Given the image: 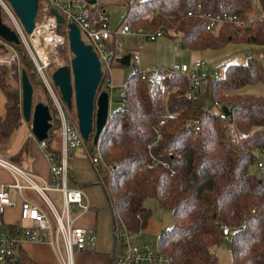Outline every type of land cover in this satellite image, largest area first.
<instances>
[{
	"label": "trees",
	"instance_id": "16d2710c",
	"mask_svg": "<svg viewBox=\"0 0 264 264\" xmlns=\"http://www.w3.org/2000/svg\"><path fill=\"white\" fill-rule=\"evenodd\" d=\"M39 1L42 13L45 0ZM253 2L264 11V0H126L123 22L134 32L162 30L193 50L221 49L231 42L264 47V19L248 18ZM204 13L234 14L243 24L225 22L208 30ZM21 43L10 45L22 54L34 90H45ZM10 71L0 64L6 96L0 142L11 136L23 116L19 90L8 82ZM105 83L104 75L100 88ZM257 83L264 85V62L252 56L245 63L229 64L219 79L210 80L192 98L187 73L162 75L155 84L137 70L126 78L125 106L112 112L98 144L93 138L86 141L93 156L101 155L95 183L107 194L115 229H145L153 216L146 202L153 198L172 213L173 223L159 235L157 249L172 264H220L215 249L226 238L234 264H264V168L254 171L255 152L264 149V95L238 92ZM193 119L200 121L199 131L191 125ZM57 128L54 119L46 139L49 150ZM225 226L230 228L228 237ZM4 228L19 231L14 225ZM12 264L36 263L19 249Z\"/></svg>",
	"mask_w": 264,
	"mask_h": 264
},
{
	"label": "built area",
	"instance_id": "2783aa9c",
	"mask_svg": "<svg viewBox=\"0 0 264 264\" xmlns=\"http://www.w3.org/2000/svg\"><path fill=\"white\" fill-rule=\"evenodd\" d=\"M40 2V1H39ZM2 13L4 12L12 22V27L21 42H25L30 51L34 62L35 70L44 85L50 99V108L53 114V120L58 123L56 132L61 137L62 145L58 154L48 149L46 140L41 141L40 145L45 150L50 164L51 180L39 179L37 176L25 172L13 161L0 154V167L9 170L14 176V184H0V213L6 208L16 206L10 188L15 187L21 193L25 188L37 190L46 200L52 218L57 224L56 232L53 230L52 219L49 214L40 206L33 203L28 198H24L21 204V227L19 231H10L0 228V264H12L21 245L25 241L44 242L53 245L61 257L63 264H73L76 252L85 250L95 241L92 231L76 224V218L84 215L91 209V203L86 191L82 187L70 185V165L69 160L73 152L78 148L86 147V141L79 128L78 119L72 117L71 109L63 100L62 95L53 80V72L58 68L54 67V61L64 50L65 41L68 39V23L76 22L81 30L82 38L85 42L94 46L103 70V76L108 83L110 90V116L112 114L111 106L115 101V96L111 95L114 88L112 84V70L119 61V53L124 50L123 45L118 40L120 34L137 33L142 38L150 41L163 36L162 30L149 31L144 28L134 32L130 25L124 23L122 28L113 29L110 24V16L106 8H98L89 4L85 0L78 2H66L62 0H45L43 12L40 13V21L37 19L35 30L27 33L24 26L9 2V0H0ZM51 8H56L64 17L65 23H58L56 17L51 14ZM203 16L208 20L207 29L215 30L225 22L243 24V20L237 15L225 13L223 15H211L204 13ZM255 17L264 19V11L258 5V11ZM254 18V17H253ZM251 18L250 20H252ZM0 42L14 50L12 59L19 56L17 50L0 37ZM131 64L150 84H155L162 75H175L178 73H187L190 75L192 90L188 97L192 98L195 92L203 88L210 80H217L222 76L218 70H212L210 66L202 61L196 62L194 66L189 64H176L171 68L158 69L144 67L141 62L139 51L133 50L130 53ZM123 55H120V57ZM0 62H2L0 60ZM6 62V61H5ZM8 61L6 63H10ZM126 80L118 87L116 99L119 104L118 109L125 106L126 98ZM221 118H226L225 113L220 114ZM52 120V122H53ZM164 121L159 123L163 125ZM191 125L200 130V121L191 120ZM159 126L155 130L159 131ZM158 141V139H156ZM155 141V142H156ZM149 144L152 148L154 143ZM256 167L264 168V149H257ZM101 155L95 153L92 156L94 164L100 162ZM156 162H158L156 160ZM164 165H168L166 162ZM150 164L149 167H153ZM106 167L111 168V165ZM174 173V171H173ZM42 182V183H41ZM54 190L62 195V209L58 210L54 202L47 195V191ZM169 229V228H168ZM121 242L123 253L117 258L116 264H172L168 254L154 250L147 242L146 238L139 233H133L126 227L115 229ZM230 228L224 227V234L228 237ZM135 235L138 239H134ZM64 249V254L62 252Z\"/></svg>",
	"mask_w": 264,
	"mask_h": 264
},
{
	"label": "crops",
	"instance_id": "0c3cea01",
	"mask_svg": "<svg viewBox=\"0 0 264 264\" xmlns=\"http://www.w3.org/2000/svg\"><path fill=\"white\" fill-rule=\"evenodd\" d=\"M62 1L78 2L80 0ZM97 4L104 6L108 13L110 7L116 6H122L125 11L126 0H97ZM257 11L258 7L254 9L252 16L250 14L248 18H252ZM121 57L119 56L118 58ZM116 66L119 67L123 65L117 63L115 64V67ZM124 74L125 72L123 69L113 68L112 84L114 88L111 91L112 96H115V90L118 91V87L126 80ZM107 87L108 83H105L102 88ZM114 102L116 101H113V103ZM5 105L6 96L0 86V119L5 117ZM61 145V137L58 132L54 131L50 147L52 150L59 151ZM0 154L13 161L25 172L37 176L39 181H41L40 179L51 180L52 175L46 152L41 147L40 141L34 136L31 129V122H27L23 116L20 120V125L14 129L11 136L6 141L0 142ZM69 165L71 173L70 185L82 187L86 191L91 203V209L84 215L78 216L76 218V224L91 230L95 236L93 244H90L85 250L75 253L73 264H116L117 258L123 253V248L117 236V232L115 231V218L109 206L107 194L101 184L95 183L99 178L97 164L93 163L91 153L87 146L78 148L73 152L69 160ZM14 182L13 174L9 170L0 167V184H14ZM25 189L28 191V195L25 194ZM25 189H23L21 193L15 187L10 188V193L16 202V206L6 208L0 213V228L5 229L4 226L6 225L21 227V204L24 198H28L50 214V208L43 196L37 190L31 188ZM48 193L59 194V192L54 190L47 191V195L49 196ZM36 196L40 200L37 199ZM162 231L163 228L161 225L157 224V222L151 218L147 227L141 231V235L147 240L148 235L156 233L159 236ZM134 239L137 240L138 236L135 235ZM225 240H227V242L230 241L228 238ZM221 246L222 245L215 249L219 258V263L234 264L231 248L229 252H227L224 249L222 250ZM20 249L24 255L28 256L29 259L36 264H63L57 249L49 243L25 241ZM62 252L64 254L63 248Z\"/></svg>",
	"mask_w": 264,
	"mask_h": 264
},
{
	"label": "water",
	"instance_id": "95a60500",
	"mask_svg": "<svg viewBox=\"0 0 264 264\" xmlns=\"http://www.w3.org/2000/svg\"><path fill=\"white\" fill-rule=\"evenodd\" d=\"M89 4H97V0H85ZM17 12L27 33L35 30L39 16V0H9ZM60 24L65 23V17L56 9L51 8ZM68 41L73 54L71 64L59 66L53 72V80L58 87L63 100L69 109L76 108L80 131L85 141L93 138L98 144L102 132L107 127L110 118V90L100 84L103 70L100 58L90 43L82 38L81 30L76 22H69ZM0 37L9 44H20L17 32L4 22L0 7ZM184 48L185 45L181 44ZM123 66L131 64L130 53L119 58ZM22 84V115L31 122V129L37 140H46L53 128V114L50 105L41 101L34 104V87L25 69L21 72ZM229 113V109L224 107Z\"/></svg>",
	"mask_w": 264,
	"mask_h": 264
},
{
	"label": "rangeland",
	"instance_id": "374dc122",
	"mask_svg": "<svg viewBox=\"0 0 264 264\" xmlns=\"http://www.w3.org/2000/svg\"><path fill=\"white\" fill-rule=\"evenodd\" d=\"M42 7H44V3H41ZM249 13H252L254 9H256L257 3L253 2L250 6ZM124 8L122 6L110 7L109 15H110V24L113 29L122 28L124 25L123 16H124ZM2 17L5 23L9 26L14 27L12 22L8 19V16L3 12ZM38 20L40 21V13L38 16ZM26 31V30H25ZM118 40L124 47L122 53L118 55H124L127 53H131L133 50H137L141 56L142 65L148 66L150 68H158L165 69L171 68L176 64H189L190 66H194L196 62L202 61L207 63L212 70H218L223 73L226 67L235 62L245 63L248 61V57L252 56L258 60L264 62V47L247 44V43H234L231 42L225 47L221 49H207V50H193L190 48H183L178 40L172 39L166 35L158 37L154 41H150L146 38H142L137 33L131 34H120L118 35ZM0 44H2L0 42ZM22 53L27 56L28 60L34 64L33 59L31 57L28 46L25 42L21 43ZM18 52V51H17ZM14 50L10 47L5 46V48L0 50V64H5L9 66L11 70L8 75V82L18 88L20 94V102L22 107V84H21V72L23 69V63L21 61V53H18L19 56L15 59H12V55ZM59 58L54 61L53 66L59 67L65 64L70 65L73 54L69 48L68 39L65 41L64 50L58 56ZM15 60V61H14ZM11 61L10 63H6ZM117 64V63H116ZM114 68L123 69L125 72V78L131 75L136 67L133 64L129 66H119ZM103 89L102 87L100 90ZM239 93H252V94H261L264 95V85L262 83L257 84H248L244 87L238 89ZM115 101H117L116 96L118 95V91L115 90ZM48 93L46 89L44 90L42 87H37L34 90V104L38 102H48ZM118 102H114L111 106L112 111H116L118 109ZM72 117L77 119V111L74 107L71 111ZM91 156H93L91 154ZM255 173L259 172L257 167L254 168ZM25 194L28 195V191L25 189ZM49 197L52 199L56 207L59 211L62 209V200L60 193H48ZM37 198V196H36ZM39 199V198H37ZM40 200V199H39ZM146 204L151 207L153 216L152 218L157 222V224L161 225L164 230H167L171 227L173 223L172 213L168 209H163L160 207L159 203L156 199H148ZM52 219L53 230L56 232L57 224L54 218H52V214H49ZM158 234L154 233L148 235V242L152 245L154 250L158 249ZM231 248L230 241L227 242L225 240L222 243L221 249L229 252ZM222 252V251H221ZM229 256V253H228Z\"/></svg>",
	"mask_w": 264,
	"mask_h": 264
}]
</instances>
